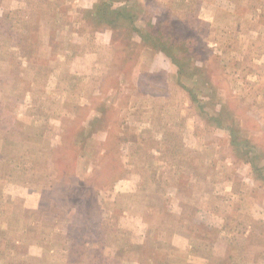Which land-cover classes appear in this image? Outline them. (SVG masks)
<instances>
[{
	"label": "rangeland",
	"instance_id": "1",
	"mask_svg": "<svg viewBox=\"0 0 264 264\" xmlns=\"http://www.w3.org/2000/svg\"><path fill=\"white\" fill-rule=\"evenodd\" d=\"M0 264H264V0H0Z\"/></svg>",
	"mask_w": 264,
	"mask_h": 264
},
{
	"label": "crops",
	"instance_id": "2",
	"mask_svg": "<svg viewBox=\"0 0 264 264\" xmlns=\"http://www.w3.org/2000/svg\"><path fill=\"white\" fill-rule=\"evenodd\" d=\"M222 190H223V188H222ZM222 190H221V191H222ZM230 190H231V189H228L227 186H225V192H229Z\"/></svg>",
	"mask_w": 264,
	"mask_h": 264
}]
</instances>
